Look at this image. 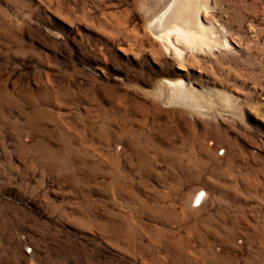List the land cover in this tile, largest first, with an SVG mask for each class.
I'll use <instances>...</instances> for the list:
<instances>
[{
    "label": "rangeland",
    "instance_id": "374dc122",
    "mask_svg": "<svg viewBox=\"0 0 264 264\" xmlns=\"http://www.w3.org/2000/svg\"><path fill=\"white\" fill-rule=\"evenodd\" d=\"M171 1L0 0V264H264V0Z\"/></svg>",
    "mask_w": 264,
    "mask_h": 264
},
{
    "label": "bare ground",
    "instance_id": "6f19581e",
    "mask_svg": "<svg viewBox=\"0 0 264 264\" xmlns=\"http://www.w3.org/2000/svg\"><path fill=\"white\" fill-rule=\"evenodd\" d=\"M193 6L194 0H172L166 9L150 22V29L165 44L172 45L177 50L179 48L173 41L174 36L193 45L208 43L212 40L208 31L199 21L190 18ZM161 86L171 90V102L186 103L195 93L192 87H186L182 79H164Z\"/></svg>",
    "mask_w": 264,
    "mask_h": 264
}]
</instances>
